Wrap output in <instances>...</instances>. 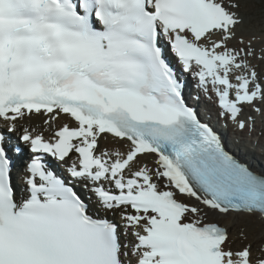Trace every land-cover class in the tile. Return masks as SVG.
Wrapping results in <instances>:
<instances>
[{
	"label": "snow or ice",
	"instance_id": "6c2138e0",
	"mask_svg": "<svg viewBox=\"0 0 264 264\" xmlns=\"http://www.w3.org/2000/svg\"><path fill=\"white\" fill-rule=\"evenodd\" d=\"M183 74L264 132V0H0V264H264V171Z\"/></svg>",
	"mask_w": 264,
	"mask_h": 264
},
{
	"label": "bare ground",
	"instance_id": "6f19581e",
	"mask_svg": "<svg viewBox=\"0 0 264 264\" xmlns=\"http://www.w3.org/2000/svg\"><path fill=\"white\" fill-rule=\"evenodd\" d=\"M259 131H261V125L258 122V124H257V131L255 133H253V135H252V137L250 139H251V141H253V142L255 141L256 142V146L257 147H259V148H262L263 147L264 148V138H263L264 137V132H263V135H262L263 137L260 138V137H258V132ZM231 134L233 135V136H231V138L233 139L234 138V134L232 132H231ZM253 142H250V143L253 144ZM263 151H264V149H263ZM248 154H249V156L252 157L253 160L251 159V161H252L253 164L257 165V167H259L260 169H264V168H262V165L264 163V160L263 159H259L258 162H257V159H256V157H254L255 155L253 153H250L249 152ZM245 159L248 160V155H247V157H245ZM225 223H227V221H225Z\"/></svg>",
	"mask_w": 264,
	"mask_h": 264
},
{
	"label": "rangeland",
	"instance_id": "374dc122",
	"mask_svg": "<svg viewBox=\"0 0 264 264\" xmlns=\"http://www.w3.org/2000/svg\"><path fill=\"white\" fill-rule=\"evenodd\" d=\"M262 135H263V132H262V131H259V132H258V137L262 138V137H263ZM263 138H264V137H263ZM258 149H259V150H258L259 152H260V151H263V148H259V147H258ZM263 152H264V151H263Z\"/></svg>",
	"mask_w": 264,
	"mask_h": 264
}]
</instances>
